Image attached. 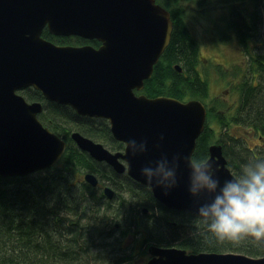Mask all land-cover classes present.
Wrapping results in <instances>:
<instances>
[{
    "label": "water",
    "instance_id": "obj_1",
    "mask_svg": "<svg viewBox=\"0 0 264 264\" xmlns=\"http://www.w3.org/2000/svg\"><path fill=\"white\" fill-rule=\"evenodd\" d=\"M172 23L171 12L157 0H0V175L23 176L50 168L66 150V139L39 118L43 101H27L21 93L33 87L46 100L69 105L80 115L107 119L113 137L124 143L122 150H112L75 129L71 138L81 150L116 174L149 187L158 202L198 215L207 197L190 194V169L183 159L179 182L171 189L155 182L149 186L140 172L162 152L169 159L177 152L193 157L206 126L207 106L201 99L153 98L136 92L143 90L170 43ZM46 27L54 35L100 43L57 44L43 36ZM175 66L182 70L180 64ZM144 138L149 151L132 157L128 141ZM222 147L212 143L207 158L217 166L221 185L234 174ZM84 177L98 184L95 172L87 171ZM114 192L105 187L106 196ZM148 252L146 264H264V255L238 252L196 253L153 244Z\"/></svg>",
    "mask_w": 264,
    "mask_h": 264
},
{
    "label": "trees",
    "instance_id": "obj_2",
    "mask_svg": "<svg viewBox=\"0 0 264 264\" xmlns=\"http://www.w3.org/2000/svg\"><path fill=\"white\" fill-rule=\"evenodd\" d=\"M157 1L171 12L173 30L170 43L153 66V75L145 80L142 92L153 98L168 95L204 101L207 121L197 138L193 158L207 160L209 146L219 143L223 146L227 165L234 174H239L242 165L250 160L264 159V0H225L234 10L230 18L224 20L225 24L236 32L237 42L246 56L243 63L230 68L221 63H216V69L212 65L220 78L231 86L232 92L237 93L236 101L230 104L217 97L208 100L209 78L203 77L198 69L202 58L200 42L186 22L188 12H203L205 5L209 7L208 4H218L222 0ZM245 2L253 5V9L246 7ZM191 4L197 8H192ZM260 35L263 38H259ZM43 36L62 44L98 46L100 43L80 36H54L48 30H44ZM176 64H180L181 71ZM21 92L27 101H44L39 118L66 139L67 148L58 163L50 168L23 176L0 175V264H87L91 259L90 248L96 240L111 237L113 230L120 232L111 240L110 245L114 246H109L110 241H101L99 245L123 252L112 260L117 264L131 256L129 252L135 244L125 246L126 236L131 231L138 233L140 244L148 247L153 244L176 246L196 253L264 254V243H256L251 238L239 244L218 241L199 215L167 207L158 202L149 187L140 188L136 181L132 189L142 195L140 198L134 199L131 195L120 199L117 207L104 216L105 224L96 221L94 215L88 217L92 208L100 209L109 204L99 187L83 181L79 172L84 168L103 175L107 169L98 166L97 160L76 145L71 132L77 129L95 140L105 138L114 148H123L124 143L113 137L107 119L101 121L79 115L69 105L46 100L42 92L33 87ZM249 139H253L252 146ZM111 173L131 179L127 174H116L112 168ZM105 176L116 180L111 174ZM125 202H133L130 214L125 215L126 223L120 216ZM110 219H115L113 225L107 222ZM93 255L100 257V254Z\"/></svg>",
    "mask_w": 264,
    "mask_h": 264
},
{
    "label": "clouds",
    "instance_id": "obj_3",
    "mask_svg": "<svg viewBox=\"0 0 264 264\" xmlns=\"http://www.w3.org/2000/svg\"><path fill=\"white\" fill-rule=\"evenodd\" d=\"M160 140H164L163 134ZM155 147L161 145L157 143ZM128 150L132 157L143 155L149 151L148 140L130 139ZM182 159L190 169V194L207 197V202L199 206L198 215L215 238L233 244L249 238L264 243V159L250 160L242 165L239 174H232V179L224 180L222 185L214 162L197 160L179 152L171 159L162 152L158 160L149 161L140 169L141 175L149 186L155 182L166 190L171 189L179 182Z\"/></svg>",
    "mask_w": 264,
    "mask_h": 264
},
{
    "label": "rangeland",
    "instance_id": "obj_4",
    "mask_svg": "<svg viewBox=\"0 0 264 264\" xmlns=\"http://www.w3.org/2000/svg\"><path fill=\"white\" fill-rule=\"evenodd\" d=\"M246 4V7L248 6L249 9H253V5H251L250 3ZM208 5L209 7L205 5V9H203L205 11L203 12L199 11V13L198 10L193 13L188 12L189 15L186 18V22L192 30V33H194V35L200 42L199 44L202 58L200 59L201 63L199 64L198 69L203 77H205L204 75H206L209 78L210 93L208 95V100L217 97L223 100L225 103L230 104L236 101L237 93L235 91L232 92L231 86L229 84H226V81L224 79L220 78L214 68H212V65L215 67V69L217 66L216 63L224 64L225 67L227 66L230 68L233 64L243 63L246 56L240 44H238L237 42L238 40L236 37V32L231 27H229V24L228 26H226L224 21L227 18L229 19L231 14L234 12L232 6L230 7L229 1L222 0V2L218 1V4L213 3ZM191 7L195 9L197 8V6H194L192 4ZM241 11L243 13L246 12V10H244L242 7ZM259 38H263V35H260ZM259 43H261V41H259ZM98 119L103 121L104 118ZM97 141L103 142L112 150L119 149L112 147V144L109 143L110 141H107L105 138H98ZM252 141L253 139H249L250 146L253 145ZM98 163H100L98 166L105 167L107 169L105 174H111L112 178H116V180L106 177L105 174L101 175L99 171H97V175H99L102 180L109 181V185L116 189V191L118 192L117 195L121 196V199L124 197H131V195H133L134 199H138L142 196L141 194H139V192L136 193L135 190L132 189V187L136 185L134 182L135 180L127 179L126 177H123L124 175L117 177L116 175H113L111 173V167L109 165L105 164L104 162ZM85 172L86 170L82 168V171L79 172L80 176L83 177ZM131 204L125 202V204L122 206L123 210L122 215L120 216L124 218V223L128 222V220L125 218V215L130 214L129 211L132 208ZM112 208L113 206L111 205L105 207L101 206L100 209H98V207L92 208L91 212H89L90 214L88 215V217L94 215L97 217L96 221L105 224L106 221L104 220V216L110 213L112 211ZM114 220L110 219L107 222L113 225L115 222ZM107 229L108 227L106 226V230ZM119 233L120 232H115V230H113L110 233L111 237H106L107 240L104 238H101V240H96L92 248H90L91 251L89 254L91 259H89L90 261H88L87 264H117L112 263V260L115 258V256L117 257L123 252H121V250H117L115 252L109 250L107 246L99 245V242L110 241L109 246L113 247L114 245H110L111 240H115ZM139 238L138 233H135L133 231L130 232L129 236H126L125 246H130L132 243L135 244V246H133L134 248H132L129 252V254H131L130 258L124 260L119 264H145L149 256V253L147 251L148 246L145 244H140ZM93 254H100L98 255L100 257L94 258Z\"/></svg>",
    "mask_w": 264,
    "mask_h": 264
},
{
    "label": "flooded vegetation",
    "instance_id": "obj_5",
    "mask_svg": "<svg viewBox=\"0 0 264 264\" xmlns=\"http://www.w3.org/2000/svg\"><path fill=\"white\" fill-rule=\"evenodd\" d=\"M185 12V11H184ZM184 19H185V14H184ZM48 28L46 27L44 30H47ZM44 30H43V32H44ZM49 31V30H48ZM52 34V33H51ZM52 35H54V34H52ZM54 36H66V38L67 37H69V36H72V37H74V36H76V35H54ZM51 41H53L52 39H51ZM55 42V41H54ZM55 43H57V42H55ZM57 44H62V43H57ZM63 44H68V43H63ZM70 44V43H69ZM137 93H140V92H142V90H140V91H136ZM22 93V92H21ZM182 100H185V99H182ZM54 102V101H53ZM43 103H44V101H43ZM59 104V103H58ZM76 112V111H75ZM96 118H98V117H96ZM87 172V171H86ZM85 174V173H84ZM98 176V179H99V181H98V184L97 185H95V186H97V187H99V189H100V192H102L103 193V197H105V199L107 200L106 201V203L107 204H109V205H111V206H113V208L112 209H114V208H116L117 207V205H118V203L120 202V199H121V196H119V195H117L118 194V192L116 191V189H114L115 190V192H114V195H113V197H108V196H106L105 195V187L106 186H108L109 185V181H104V180H102V178L99 176V175H97ZM82 180L83 181H85V182H87V183H89L86 179H85V177L83 176L82 177ZM91 186H93V187H95L94 185H92L91 183H89ZM109 186H111V185H109ZM137 186H139L140 188H143L142 186L143 185H137ZM112 187V186H111ZM185 212V211H184ZM189 213H191V212H189ZM140 217H138V219H139ZM264 255V254H263ZM150 256V255H149ZM149 258V257H148ZM147 258V259H148Z\"/></svg>",
    "mask_w": 264,
    "mask_h": 264
}]
</instances>
